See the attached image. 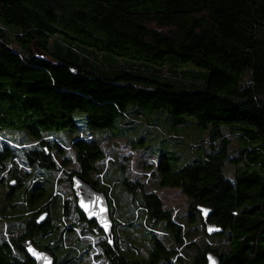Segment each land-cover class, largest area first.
<instances>
[{"label": "trees", "instance_id": "1", "mask_svg": "<svg viewBox=\"0 0 264 264\" xmlns=\"http://www.w3.org/2000/svg\"><path fill=\"white\" fill-rule=\"evenodd\" d=\"M189 128L209 140L177 144L175 170L153 141ZM106 138L142 148L145 174L106 167ZM61 169L104 193L112 241ZM29 246L55 264H264V0H0V264H35Z\"/></svg>", "mask_w": 264, "mask_h": 264}, {"label": "rangeland", "instance_id": "2", "mask_svg": "<svg viewBox=\"0 0 264 264\" xmlns=\"http://www.w3.org/2000/svg\"><path fill=\"white\" fill-rule=\"evenodd\" d=\"M190 119V118H189ZM191 122H196L195 119H190ZM191 127V126H190ZM194 128H189L187 131L184 132V136L178 138V137H174V139L172 140H166L163 139L165 143H163L162 145L158 144V140L159 137H155L154 138V148L156 149V153L158 156H160L162 153H164L163 151L160 150V148H162L163 150H165V154H167V156L171 159V163L173 164L175 170L181 169L183 168L185 165L187 164H183L180 167L177 166L176 163V158L179 157V153H177L176 151L173 150L174 147L177 146V144L182 143L184 144V148L187 147H191V145H198L199 143L205 138L206 140L208 139V135L207 133H203V132H194L193 131ZM6 133V132H4ZM193 134V135H192ZM15 133L13 134H3V136H1L2 138L6 139V138H11V137H15ZM55 138L59 139L61 138V133H56L55 134ZM76 138V137H74ZM234 142H233V146L235 148V142L236 139L234 137L231 138ZM102 145L104 146L106 152H107V158L105 161V166L107 167L108 165H110V162L113 161L114 159H119L120 157H124L125 155L130 157L129 159V163L128 168L130 169V172H132V175H138V177H141L142 175L145 174L144 171V164L147 162L148 159V154H145V151L142 150V148L138 149V150H132L131 147V143L129 142V140L127 138H106L103 142ZM201 150L204 149L203 146H200ZM199 149V148H197ZM67 155L73 160L71 166L69 168H67L68 171H73L75 168H77V163L75 161V153L72 150L71 147H68L67 149ZM199 150V151H201ZM120 158V159H121ZM65 170L66 169H61L58 172H54L53 176L54 178H56V180L62 178L64 179L63 183H61L58 186V191L59 193H61L62 197L64 199H69V200H75L76 199V195L73 189V186L70 182H68L66 180V176H65ZM150 189V188H149ZM6 188L4 187L3 192H5ZM150 190H154L153 186L152 189ZM156 191L158 193H160L161 195V199L162 201L165 203L164 205L166 207H176V209H181V210H185L188 206V200L187 198L181 193L180 190L178 189H167V190H157ZM124 200L125 197H123ZM126 205V204H125ZM180 210V211H181ZM76 219V215L75 212L72 213L70 220H75ZM82 229V228H81ZM81 229L79 228V232H81ZM68 241H70V238L68 237ZM102 240V236L100 235H94L91 236V240L88 239V242L92 243V244H98L100 241ZM135 245L137 247V250L135 252V255L143 257L147 255V250H148V243H147V239L144 238L142 235H140L136 240H135ZM88 259V258H87ZM88 262L85 261V264Z\"/></svg>", "mask_w": 264, "mask_h": 264}, {"label": "water", "instance_id": "3", "mask_svg": "<svg viewBox=\"0 0 264 264\" xmlns=\"http://www.w3.org/2000/svg\"><path fill=\"white\" fill-rule=\"evenodd\" d=\"M72 186L76 195L79 209L87 217L89 221H96L100 229L104 232L106 237L112 241L113 222L110 217V209L106 196L99 191L90 181L81 175L74 176ZM204 217L208 218L211 214L209 209L201 208ZM47 217L43 214L38 219V223H42ZM216 225H208L209 235L217 233ZM28 254L35 262V264H55V258L46 251H40L34 246H29ZM209 264H220L218 256L209 254L207 256Z\"/></svg>", "mask_w": 264, "mask_h": 264}]
</instances>
